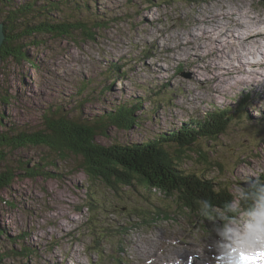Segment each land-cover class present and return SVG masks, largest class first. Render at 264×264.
I'll list each match as a JSON object with an SVG mask.
<instances>
[{
	"label": "rangeland",
	"instance_id": "1",
	"mask_svg": "<svg viewBox=\"0 0 264 264\" xmlns=\"http://www.w3.org/2000/svg\"><path fill=\"white\" fill-rule=\"evenodd\" d=\"M33 3L23 20L48 17L76 28L68 37L24 36L29 29L13 24L12 56L0 66V132L37 131L57 107L65 117L94 123L117 105L143 99L138 126L112 127L96 139L129 145L230 107L226 132L198 140L175 163L231 197L234 185L247 187L264 170V0H0V20L13 5ZM245 96L252 101L232 114L238 110L232 102ZM5 152L0 171L6 166L16 176L0 191V264H168L177 250L187 264L216 260L219 218L208 220L156 192L145 201L150 195L142 190L116 193L91 183L72 154L45 146ZM21 164L49 175L30 179Z\"/></svg>",
	"mask_w": 264,
	"mask_h": 264
},
{
	"label": "trees",
	"instance_id": "2",
	"mask_svg": "<svg viewBox=\"0 0 264 264\" xmlns=\"http://www.w3.org/2000/svg\"><path fill=\"white\" fill-rule=\"evenodd\" d=\"M34 6V3L29 6L19 4L13 5L12 9L7 10L5 20L1 21L4 24L6 35L0 49L2 61L12 56L9 52V45L13 42L11 33L15 28L14 23H22L25 28L29 29V32H26L24 36L27 33L29 35L48 33L52 36L68 37L72 33L71 31L76 28L74 24L49 22V20L47 21L48 17H45L39 24L23 20L29 17L28 14L32 12ZM83 29L85 35L92 37L90 27L86 28L83 25ZM18 55V59H26V55L22 53ZM114 65L116 66V64ZM115 66H111L110 70L113 71ZM85 90V86H82L79 93L82 94ZM141 103L140 100L132 104L127 102L117 105L109 113L96 117L94 123L83 121L82 118L76 120L72 115L65 117L57 107L54 112L51 111L43 115L42 126L37 131L27 133L9 128L0 132V163L6 164L5 149L7 148L45 146L53 153L72 154L78 157L82 160L80 166L82 172L91 183L99 182L116 193H118L119 187L135 191L142 190L144 194L150 195L144 198L145 201L153 199L156 193H159L173 198L174 202L177 201L184 208L191 209L190 212L196 213L201 211L199 203L201 200H207L210 205L222 208L226 202L233 198V195L231 197L227 190L220 194L214 192L211 182L196 174L185 173L175 163V160H179L182 154L189 150L191 145H195L198 140L216 139L224 134L226 126L233 121L230 114L231 108L220 110L215 115L209 113L210 117L207 116L201 120L193 119L190 120V123L183 122L178 130L161 132L160 135H155L137 144L106 145L96 140L100 135L107 136L109 128L131 130L134 126H138L139 120L136 114ZM237 112H241L240 108ZM1 125L3 123L0 120V127ZM174 146L176 148L172 154L169 148ZM20 168L30 179H35L38 175L44 177L49 175L47 171L36 166L20 165ZM15 176V172L12 169H6L5 166L0 171V191L8 188ZM89 205L92 207V203ZM135 212L140 217L144 216L143 211L135 210ZM24 251L26 250L23 249Z\"/></svg>",
	"mask_w": 264,
	"mask_h": 264
},
{
	"label": "clouds",
	"instance_id": "3",
	"mask_svg": "<svg viewBox=\"0 0 264 264\" xmlns=\"http://www.w3.org/2000/svg\"><path fill=\"white\" fill-rule=\"evenodd\" d=\"M264 170L254 173L248 187L234 185L233 198L222 208L199 201L201 215L222 222L215 232V264H264ZM179 264V262H178Z\"/></svg>",
	"mask_w": 264,
	"mask_h": 264
},
{
	"label": "bare ground",
	"instance_id": "4",
	"mask_svg": "<svg viewBox=\"0 0 264 264\" xmlns=\"http://www.w3.org/2000/svg\"><path fill=\"white\" fill-rule=\"evenodd\" d=\"M222 5V4H221ZM238 6V5H237ZM93 8V7H92ZM91 8V9H92ZM232 8V7H231ZM237 8V7H236ZM230 10V9H229ZM220 11V10H219ZM240 11V10H239ZM241 12V11H240ZM202 13V12H201ZM222 13V12H221ZM220 14V13H219ZM234 14V13H233ZM246 14H247V12H246ZM249 14V13H248ZM94 16V14L93 13H91V16ZM227 15V17H228V20L230 21V19H231V15L228 13V14H226ZM243 15V14H242ZM241 16V15H240ZM235 17V16H234ZM92 20V19H91ZM232 20H234V19H232ZM1 21V20H0ZM256 21V20H255ZM254 21V22H255ZM231 22V21H230ZM238 22V21H237ZM240 22V21H239ZM252 23V22H251ZM235 24H238V23H235ZM254 24H256V23H254ZM258 24H261V22L260 23H258ZM238 27V26H237ZM241 29V28H240ZM248 48V47H247ZM157 54V53H156ZM153 57V56H152ZM115 64V63H114ZM109 71H110V68H109ZM108 71V72H109ZM117 71V70H116ZM118 71H119V69H118ZM111 73H112V70H111ZM8 77H6V79H7ZM8 82V81H7ZM261 89H262V91H264V87L263 86H261ZM124 91V90H123ZM262 95V94H261ZM137 99V98H136ZM133 100V99H132ZM143 100V99H142ZM131 102V101H130ZM142 104V103H141ZM140 104V105H141ZM213 107V106H212ZM226 107V106H225ZM141 108V107H140ZM221 109V108H220ZM228 110V109H227ZM225 111V110H224ZM208 112H210V113H214V110L212 109V110H210V111H208ZM235 113H238L237 111L235 112H233L232 114H235ZM222 114V113H221ZM220 114V115H221ZM140 115V114H139ZM139 115H137V117L139 118ZM145 115V114H144ZM223 115V114H222ZM209 117H210V115H208ZM141 117V116H140ZM208 117V118H209ZM230 119V118H229ZM183 122V121H182ZM179 128V127H178ZM258 128V127H257ZM20 164V163H19ZM22 165V164H21ZM168 250V249H167ZM167 252V251H166ZM184 253L183 252H181V250H177V251H175V252H172V253H170V255H168V259H169V261H170V263H168V261H167V263L168 264H178V262H179V264H187L188 262H186V260L188 259V257H185L184 258ZM164 256V255H163ZM182 257V258H181ZM216 257V256H215ZM162 258V257H161ZM164 259V258H163ZM190 260V259H189ZM214 258H212V260H207L206 261V264H213V262H214ZM164 262V261H163ZM172 262V263H171ZM194 264H201V263H199V262H193Z\"/></svg>",
	"mask_w": 264,
	"mask_h": 264
},
{
	"label": "water",
	"instance_id": "5",
	"mask_svg": "<svg viewBox=\"0 0 264 264\" xmlns=\"http://www.w3.org/2000/svg\"><path fill=\"white\" fill-rule=\"evenodd\" d=\"M5 39H6V35L4 32V24L0 21V49L3 46ZM1 62H2V57L0 54V66H1Z\"/></svg>",
	"mask_w": 264,
	"mask_h": 264
}]
</instances>
